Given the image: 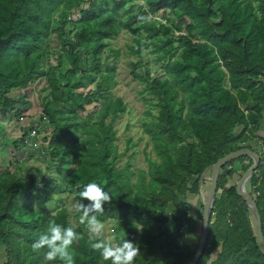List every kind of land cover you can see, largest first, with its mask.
Returning a JSON list of instances; mask_svg holds the SVG:
<instances>
[{"label": "trees", "instance_id": "trees-1", "mask_svg": "<svg viewBox=\"0 0 264 264\" xmlns=\"http://www.w3.org/2000/svg\"><path fill=\"white\" fill-rule=\"evenodd\" d=\"M123 31L132 34L127 52L136 58L130 74L144 84L139 92L150 107L142 123L148 168L133 165L132 148L145 138L121 141L114 126L127 104L112 91L121 50L110 45ZM12 33L0 52V114L20 119L30 95L48 90L38 95L48 146L39 149L45 168L24 170L17 160L0 168L6 264H64L46 261V248H33L50 221L77 231L74 264H110L91 247L95 237L76 211L89 203L79 197L83 186L102 180L112 200L97 218L111 224L116 243L139 245L135 264H189L200 238L186 246L183 229L194 224L193 209L203 223L205 172L225 155L264 142V0H0V36ZM148 49L159 71L148 65ZM34 126L23 130L22 142ZM258 153L249 183L264 233ZM252 164L244 156L222 166L197 264H264L254 215L235 185ZM65 192H75L74 209Z\"/></svg>", "mask_w": 264, "mask_h": 264}, {"label": "rangeland", "instance_id": "rangeland-1", "mask_svg": "<svg viewBox=\"0 0 264 264\" xmlns=\"http://www.w3.org/2000/svg\"><path fill=\"white\" fill-rule=\"evenodd\" d=\"M126 8H128V5L126 6ZM73 17L78 19L79 15L75 13L73 14ZM181 21H183V18L181 17L176 18L177 23ZM130 43H132V34H130L127 31H123L119 34V36L116 39L112 41L110 45L111 48L115 47L121 50V56L116 62L117 84L115 85L112 91L116 97H121L124 100V102L127 104V110L125 111V113L119 116L117 121L114 123V126L117 130L118 135L121 138V141H123V139H125V137L127 136H132L135 140L139 139L140 137L145 138V140L142 143H140L138 146L134 145L132 148L134 151L138 152V155L135 159L136 161H133V165H135V167L141 166L144 168H148V162L142 150L146 144V141L148 140V136L144 133L142 129V123L143 120L147 118L146 110L149 109L150 107L144 102L142 98V94L139 92L144 87V84L135 80L130 74L131 68L129 65V61L136 59L135 56H130L127 52L128 45ZM144 57L147 59V63L152 70L159 71V64L153 61V55L151 54L150 49H148L147 52L144 53ZM110 63H113V61L110 60ZM40 92H43V95H45V93L46 94L49 93L48 90H42V87L36 89V92L30 95L29 98L30 103H28V105H26L25 107H22V113L23 115H25L23 118L16 119V117L12 113L8 118L2 119L3 117L0 114V123L5 124V125L3 124L4 129L0 126V136L3 135V138L0 141V168L2 166L7 165L9 162L16 160L20 162L21 168L24 170H26L28 166L31 165L34 167L45 168V164L41 162V156L39 152L40 150H38V148H41L43 150L44 147L48 146V142L43 140L44 136L48 137V134L47 133L42 134L38 139L34 140L33 142L34 144H36L34 148L29 145L24 146L20 142L22 138L21 130L23 128L27 129L28 125L31 123L30 121L32 120L38 121L40 119L41 107H42L38 97ZM92 107L93 104L89 106L90 109ZM152 108L154 109V113H155L156 108L155 107ZM257 137L258 135L252 136V139H256ZM120 143L122 144L123 142ZM148 150L151 151L152 147L149 146ZM31 155L34 158H31L30 157ZM125 160L126 158H123L121 164ZM104 183H105L104 180H102L101 184L103 185ZM208 187H209L208 184L207 185L204 184V186H202L201 189L200 199L201 202L203 203L207 201L209 195V192L207 190ZM250 187L251 184L248 183V188ZM64 196L66 198L65 204L68 206V208L74 209L77 203V196L75 195V192L72 193L65 192L63 194V197ZM51 205L52 206L47 207V211H46L49 214H52L56 208L54 202ZM103 224H104L105 238L112 239V242L116 243L114 238L115 234L111 224L109 223H103ZM192 225L193 224H190L189 227L186 228L185 233H189V234H187L185 241L189 243L188 246L193 247L198 243V240L200 238L202 223L199 222L194 243H191L192 236H190V240H188L187 238L189 235H191L194 229Z\"/></svg>", "mask_w": 264, "mask_h": 264}, {"label": "clouds", "instance_id": "clouds-1", "mask_svg": "<svg viewBox=\"0 0 264 264\" xmlns=\"http://www.w3.org/2000/svg\"><path fill=\"white\" fill-rule=\"evenodd\" d=\"M11 114L7 115L6 118H8ZM41 115H42V107H41ZM41 115L38 121H34V120L30 121L31 123L28 125L27 129L32 123H34L35 126L28 130V134L23 139V142L21 138L20 142L24 146L29 145L34 148L36 144H34L33 141L38 139L42 134L47 133L48 130L45 131L44 128L47 126L48 120H44L43 122H41ZM24 116L25 115H23V117ZM23 130H25V128L21 130L22 133H23ZM45 138L46 137L44 136L43 140H45ZM263 145H264V142L260 143V149L263 148ZM17 148H18V145H17ZM39 149L41 148H38V150ZM259 155H260V160H261V154ZM210 170L211 168L205 172L204 177L202 178L203 184L200 187L202 189V186H204V184L206 185L208 184L209 185L207 189L208 192L211 186V171ZM257 170L255 172H257ZM249 180L245 184L246 189L248 187ZM228 185L230 187L233 185V183H230ZM201 189H200V192H201ZM247 191L251 194V196L254 199V195L251 192L252 187L247 189ZM79 197L82 200H87L89 202L88 204L79 203L76 208V211L82 212L79 222L81 224L86 223L89 231L93 233L95 237V241L91 244V247L99 252V255L103 258L104 261H110V264H135V261L140 253L139 245L128 239H124L119 243H113L112 239H106L104 236V224L97 218L98 214H102L104 212V205L111 202L112 200L111 192L108 190H105V187L102 184L91 182L83 186L82 190L79 192ZM205 203L203 204L205 205ZM90 213H96V215H90ZM174 213H175V208H170L169 216L173 215ZM183 231L186 232V228L183 229ZM201 232H202V229H201ZM78 239H79V235L77 231L74 230L73 227H70V226L66 227L54 221H50L47 225L45 232L42 235H40V237L33 243V248L37 250L46 248L47 250L44 253V259L46 261L52 262V261L60 260L64 262V264H74L71 247L73 245V242ZM4 245L5 244H3V240H1L0 238V255H3V256L6 255ZM6 262L4 264H6Z\"/></svg>", "mask_w": 264, "mask_h": 264}, {"label": "water", "instance_id": "water-1", "mask_svg": "<svg viewBox=\"0 0 264 264\" xmlns=\"http://www.w3.org/2000/svg\"><path fill=\"white\" fill-rule=\"evenodd\" d=\"M12 37H13V33L8 35L7 37L0 36V52L5 45L10 43ZM1 75L2 73H0V77ZM244 155L252 157L254 163L247 170V172L243 175V177L237 184V192L246 201L252 214L254 215L256 226H257L258 244H259L261 252L264 254V233H263V226H262V217H261L257 204L255 203L253 197L247 191L246 186H245V184L251 178L253 173L258 169L259 164H260V158H259V155L251 149H241L233 153H230L228 155H225L224 157L220 158L216 163H214L211 167V170H210L211 171V186H210L207 201L204 205L203 223H202V232L200 236V241H199V245L197 248V253L194 259L189 264H197L199 260L201 259V256L204 253V250L207 244V239L210 233V221H211L212 209H213V205H214L215 198H216L218 180H219V175H220L222 166L226 164L227 162L234 160L238 157H242Z\"/></svg>", "mask_w": 264, "mask_h": 264}, {"label": "crops", "instance_id": "crops-1", "mask_svg": "<svg viewBox=\"0 0 264 264\" xmlns=\"http://www.w3.org/2000/svg\"><path fill=\"white\" fill-rule=\"evenodd\" d=\"M261 131H260V135H261V137L262 138H264V119H263V122H262V124H261ZM247 189H249L248 187H247ZM197 209H193L192 210V213H194L195 214V222H194V229H193V231H192V233H191V235H189L187 238H188V240H190V236H192V242L191 243H194L195 242V237H196V232H197V227H198V225H199V222L197 221V219H196V217H197ZM187 234H189V233H185V237H184V243L186 244V245H188L189 243L187 242V241H185V238H186V236H187ZM190 247H192V246H190ZM193 248V247H192ZM4 258H5V260H4ZM7 261V258H6V255L5 256H3V255H0V264H4L5 262Z\"/></svg>", "mask_w": 264, "mask_h": 264}, {"label": "flooded vegetation", "instance_id": "flooded-vegetation-1", "mask_svg": "<svg viewBox=\"0 0 264 264\" xmlns=\"http://www.w3.org/2000/svg\"><path fill=\"white\" fill-rule=\"evenodd\" d=\"M252 149L254 152L258 153L260 151L259 149V144L256 142V141H253L252 142V145H251ZM259 155V153H258ZM250 157V156H249ZM252 158V157H251ZM259 158H260V155H259ZM253 159V158H252ZM261 161V160H260ZM254 163V162H253ZM248 170V169H247ZM247 171H245L244 173H242L241 177L235 182V185H237L239 183V181L241 180V178L243 177V175L246 173Z\"/></svg>", "mask_w": 264, "mask_h": 264}, {"label": "built area", "instance_id": "built-area-1", "mask_svg": "<svg viewBox=\"0 0 264 264\" xmlns=\"http://www.w3.org/2000/svg\"><path fill=\"white\" fill-rule=\"evenodd\" d=\"M262 156H263V159H264V145H263V148H262Z\"/></svg>", "mask_w": 264, "mask_h": 264}]
</instances>
